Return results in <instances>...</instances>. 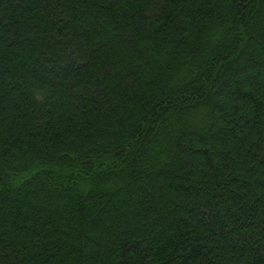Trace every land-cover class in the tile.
Returning a JSON list of instances; mask_svg holds the SVG:
<instances>
[{
	"label": "trees",
	"instance_id": "16d2710c",
	"mask_svg": "<svg viewBox=\"0 0 264 264\" xmlns=\"http://www.w3.org/2000/svg\"><path fill=\"white\" fill-rule=\"evenodd\" d=\"M0 264H264V0H0Z\"/></svg>",
	"mask_w": 264,
	"mask_h": 264
}]
</instances>
